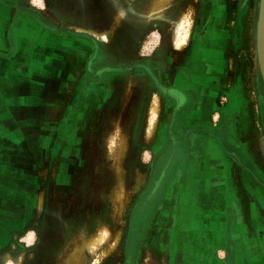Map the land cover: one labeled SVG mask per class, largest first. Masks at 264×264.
Segmentation results:
<instances>
[{
    "label": "crops",
    "instance_id": "crops-1",
    "mask_svg": "<svg viewBox=\"0 0 264 264\" xmlns=\"http://www.w3.org/2000/svg\"><path fill=\"white\" fill-rule=\"evenodd\" d=\"M46 1L0 0V251L37 221L40 192L44 204L51 181L55 186L72 182L83 142L92 138L87 132L96 128L100 109L111 108L114 101L121 75L111 69L124 64L113 60L119 47L70 31ZM95 40L104 52L97 63L111 68L100 76L86 66ZM167 53L163 48L152 65L160 84L186 97L173 121L177 146L186 153L154 214L164 212L167 237L169 209L192 228L177 230V240H183L177 254L186 258L184 264H200L198 253L211 251L216 239L198 253L187 249L188 241L221 236L216 222L209 227L211 221L219 222L223 242L206 264H264V131L244 72L232 71L217 52L203 58L189 53L176 71L166 63ZM157 97L162 104L179 105L170 94L165 100ZM176 204L185 205L184 216H178Z\"/></svg>",
    "mask_w": 264,
    "mask_h": 264
},
{
    "label": "rangeland",
    "instance_id": "rangeland-1",
    "mask_svg": "<svg viewBox=\"0 0 264 264\" xmlns=\"http://www.w3.org/2000/svg\"><path fill=\"white\" fill-rule=\"evenodd\" d=\"M155 1L47 0L46 3L52 6V13L61 25L70 31L92 35L102 42L118 36L126 23L139 27L140 30L136 28V32L129 37V49L122 47L120 54L123 55L124 50L125 54L129 53V58L120 61L124 64L149 59L153 63V55L162 44L168 52L166 63L176 71L183 65L181 58L189 53L203 58L209 56L210 52H217L228 61L232 71L244 72L247 92L259 110V129L264 131V79L257 70L254 44L259 0H168L160 13L151 9ZM35 2L42 4V0ZM130 28L126 25L122 34L125 35ZM185 33H188V39L185 47L180 48L177 43ZM154 77L160 79L159 73L154 72ZM129 80L130 88L127 90ZM115 81L114 101L111 108L100 109L96 128L87 132V135L92 132V138L83 142L82 157L77 162L72 182L68 186H55L56 183L51 181L44 204L43 192H40L37 221L13 235L11 240L8 239L0 251V264H60L65 250L72 248L78 236H84L90 242L101 233L99 245H93L95 248L87 246L80 253L83 263L126 264L128 219L149 182L156 157L175 137L173 121L183 105L176 107L175 102L171 106L169 103L162 104L157 96L163 98L165 95L158 91L153 77L135 68ZM156 97L160 98L161 107L152 124ZM166 115H169L170 126L162 135ZM122 144L123 151L120 150ZM120 185L129 201L118 213L115 196ZM170 203L168 200L167 205L170 206ZM174 206L175 210L178 209V216L186 214L185 205ZM242 214L245 216V209ZM168 215V237L163 227L166 216L163 211L157 210L149 222L144 239L137 246L133 264L187 262L181 253L179 256L177 254L183 247V240H177L180 238L177 230L183 226L192 228L185 219L173 218L171 209ZM251 216L249 214V218ZM255 219L258 218L253 217L254 227ZM214 222L221 236H205L200 240L198 236L193 241L190 237L192 243H186L189 251L198 253L208 247L210 239H216L209 247L211 251L198 253L200 264H206L208 256L223 242L219 241L223 239L219 222L211 221L209 227ZM105 226L108 227L107 231H104ZM171 230L176 231L173 237ZM118 232L121 242L115 245L114 236ZM161 241L164 244H159ZM176 248L177 251L174 250Z\"/></svg>",
    "mask_w": 264,
    "mask_h": 264
},
{
    "label": "flooded vegetation",
    "instance_id": "flooded-vegetation-1",
    "mask_svg": "<svg viewBox=\"0 0 264 264\" xmlns=\"http://www.w3.org/2000/svg\"><path fill=\"white\" fill-rule=\"evenodd\" d=\"M126 25H129L131 28L129 32L123 35L122 32L124 31ZM136 28L139 27H134L132 26L131 23H126L120 29L119 35L116 37L115 36L112 37V39L114 38V41L112 39L108 41L111 42L114 46L119 47V50L113 51V53L116 56L114 58L115 59L114 62L118 63L121 60H123V58L125 57L129 58L128 57L129 53L125 54L126 53L125 50L123 52V55L120 54V52L122 53L123 48L129 49L130 47L129 37H131V35L134 32H136ZM163 48L164 45L162 44L161 48L153 56H155L157 53H160ZM103 54L104 52L102 50V47L100 46L99 41H97L96 49L91 59L86 65L89 73H93L97 76H100L105 70L111 69V68L101 67L103 62L99 64L97 63L98 61L102 60L101 57L103 56ZM133 64L135 65L134 68L137 71H143L148 75H150V77H153V81L157 89H159L158 91L161 94H164L166 97L169 94L165 93V90L175 89V88H168L167 86L160 84L159 77L157 78L154 77V72L156 73V71L154 70L150 59L149 61L140 60L137 63L129 62L128 64H121V66L120 65L114 66L111 70L115 72L116 75H124V73H129L133 71L134 68H131ZM178 147L179 146H177V141L175 140V137H172L168 145H166V147L162 149V151H160V153L155 159L153 173L149 179V182L145 187L144 191L142 192V194L140 195L135 207L133 208L131 217L128 219L129 230L127 237L125 236V240H126L125 250H126V260H127L126 264H133V259L135 256L137 246L139 242L145 237L151 217L153 216L155 209L157 208L161 200V197L165 192L167 184L169 183V181L176 172L177 165L180 162L179 159L185 156L186 150L183 151L182 147L181 148Z\"/></svg>",
    "mask_w": 264,
    "mask_h": 264
},
{
    "label": "bare ground",
    "instance_id": "bare-ground-1",
    "mask_svg": "<svg viewBox=\"0 0 264 264\" xmlns=\"http://www.w3.org/2000/svg\"><path fill=\"white\" fill-rule=\"evenodd\" d=\"M167 2H168V0H156L154 5L152 6L153 8L151 7V9H153V11H155V12H159L160 13L162 10H164V7L166 6V4H168ZM256 18H257V23H256V29H255L254 44H255L257 70H258V73L264 79V0H259L258 3H257ZM103 34L105 36L107 35V33L106 34L103 33ZM187 39H188V33H185V35L181 38L179 43H177L178 46L180 48L185 47ZM160 107H161V100H160V98L156 97V99L154 101V104H153L152 124H154V122H155L156 115H158ZM123 144L121 145V148H120L121 151L124 150L123 149ZM115 201H116V203H115L116 211L118 213H121L122 210L124 209L125 205L129 201V197L127 196L126 193H124V189H123V187H121V185L117 189L116 196H115ZM107 229H108V227H106L104 231H107ZM101 235H102V233L100 235L94 237V239L91 240L90 242H87L86 239L84 238V236H78L75 239L72 248L69 249V250H65L64 255L62 257V261H61L60 264H84L82 258H80V253L87 246H91V245L92 246L93 245L96 246L97 244L99 245L100 238H101L100 236ZM105 235H106V233H105ZM114 241H115V243H114L115 245L117 243L121 242V235H120L119 232L115 234ZM119 247L120 246H118V248Z\"/></svg>",
    "mask_w": 264,
    "mask_h": 264
},
{
    "label": "water",
    "instance_id": "water-1",
    "mask_svg": "<svg viewBox=\"0 0 264 264\" xmlns=\"http://www.w3.org/2000/svg\"><path fill=\"white\" fill-rule=\"evenodd\" d=\"M135 65H132L131 68H134ZM165 93L170 94L178 102V104H183L185 97L182 92L176 89H167Z\"/></svg>",
    "mask_w": 264,
    "mask_h": 264
}]
</instances>
